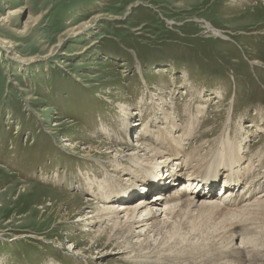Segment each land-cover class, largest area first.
<instances>
[{
    "label": "rangeland",
    "instance_id": "obj_1",
    "mask_svg": "<svg viewBox=\"0 0 264 264\" xmlns=\"http://www.w3.org/2000/svg\"><path fill=\"white\" fill-rule=\"evenodd\" d=\"M3 18L0 264H128L112 245L102 248L104 235L91 242L97 226L75 227L88 211L74 212L95 198L89 181H103L101 167L81 158L88 145L112 172L119 149L138 152L135 140L149 144L148 135L176 122L187 154L225 155L227 136L264 173V0H0ZM119 104L133 112L130 136L116 130ZM177 240L161 258L178 253Z\"/></svg>",
    "mask_w": 264,
    "mask_h": 264
},
{
    "label": "bare ground",
    "instance_id": "obj_2",
    "mask_svg": "<svg viewBox=\"0 0 264 264\" xmlns=\"http://www.w3.org/2000/svg\"><path fill=\"white\" fill-rule=\"evenodd\" d=\"M19 13L21 11H11L10 15ZM2 20L6 18L0 21ZM28 23H25V28ZM88 25L90 24L83 26V29ZM205 26L214 35L223 36L209 23L206 22ZM21 63L26 62L22 60ZM127 107L121 104L117 107L122 126L119 125L120 128L116 130L130 136L134 125H130L128 118H131L133 112ZM198 120L194 121L197 125L193 123L190 131H184L186 137L194 136L195 127H199ZM159 121L155 119L154 125H159ZM175 123L171 130H155L154 138L148 135L146 140L151 142L149 144L141 142L138 145V140H135L137 142L134 146L140 150L129 156L121 154L126 149L118 148L119 156L109 160L117 165L112 172H108L104 164L98 163L96 158L89 155L88 152L93 151L94 146L82 148L87 152L81 158L101 167L103 181L100 182L96 176L94 180L90 179L88 185L92 187L91 194L95 198L87 199L84 208L74 212L81 215L84 209L88 211L78 216L74 221L77 223L75 227L92 229L97 226L90 237L91 242L100 244L101 240L98 238L104 235L105 245L101 247L112 245L113 254L121 256L120 259L128 264H264V173L257 172L255 164L251 166L250 163L254 160L246 159L241 153V144L233 145L227 136L219 147V150L225 148V155L219 153L206 161V158L202 160L195 149L187 154L183 150V146L187 145L182 142L183 136H175L180 127ZM148 132L152 134L153 130H146L144 133ZM133 137L141 140L142 136ZM76 144L81 142L77 141ZM100 145L103 146L102 143ZM76 148L78 145L73 144V149ZM73 154L76 155V152ZM148 156L152 160V165L148 166L152 171L146 172V164L142 163H147L145 157ZM192 158H195L193 165ZM245 159L247 162L243 165ZM260 162L258 160V164ZM220 174L219 184L211 183L206 187L202 183L209 179L213 182L211 178ZM85 176L88 177V174ZM77 177L75 179L79 180L80 177ZM24 185L32 187V184ZM214 186L216 190H212ZM152 191L156 193L148 196ZM139 195L141 197L133 204L131 200ZM214 195L220 197L214 200ZM95 200L99 202V206L94 204ZM106 200L109 201L105 203ZM67 221V218H62L59 223ZM149 233L154 236H149ZM29 237L33 238L32 235ZM177 238L178 253L173 251L161 258L167 251L169 253L177 249ZM80 251L77 254L80 259L89 258L86 251Z\"/></svg>",
    "mask_w": 264,
    "mask_h": 264
}]
</instances>
